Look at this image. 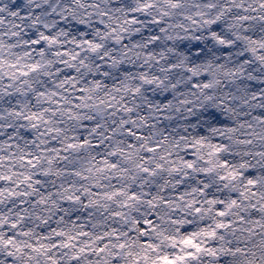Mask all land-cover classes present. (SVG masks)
Listing matches in <instances>:
<instances>
[{"label":"snow or ice","instance_id":"obj_1","mask_svg":"<svg viewBox=\"0 0 264 264\" xmlns=\"http://www.w3.org/2000/svg\"><path fill=\"white\" fill-rule=\"evenodd\" d=\"M165 3L134 0L107 9L101 5L110 0L0 4V264H220L222 257L247 256L228 237L239 244L237 233L264 228V175L248 176L246 164L222 158L228 147L215 138H231L236 129L210 126L209 136L170 139L161 123L172 118L166 115L172 101L153 103L144 94L178 92L183 82L191 95H205L222 83L223 65L174 59L176 49L162 43L173 40L169 28L184 27L169 24L174 13L167 10L183 8V0ZM189 7L207 9L184 16L192 24L224 22L226 35L213 30L208 39L238 48L241 57L223 71L235 90L205 100L215 99L212 107L224 113H234L233 105L264 109V87L245 83L264 84L257 75L264 73V35L250 31L256 17L248 15L256 9L244 0ZM69 12L91 31L70 37L60 27ZM53 16L59 19L49 22ZM141 16L156 26L133 45L146 50L133 56L143 55L140 66L148 70L125 75L96 102L105 85L85 79L99 66L91 58L123 65L127 45L116 58L105 43L122 44L133 25L141 31ZM189 180L195 183L184 188Z\"/></svg>","mask_w":264,"mask_h":264},{"label":"clouds","instance_id":"obj_2","mask_svg":"<svg viewBox=\"0 0 264 264\" xmlns=\"http://www.w3.org/2000/svg\"><path fill=\"white\" fill-rule=\"evenodd\" d=\"M53 4H60L62 7L68 3V0H50ZM88 2H93V0H88ZM99 2V0H96ZM134 0H110V4H102V8H115L117 6H132ZM162 8H167L165 0H158ZM207 0H183L184 7L180 9H170L167 10L173 12L174 15L168 19V23L172 25L183 24L184 27H172L168 29V35L173 37L171 41H162L166 47H172L176 49V55L174 59H181L187 57L188 63L201 64L207 61H212L213 64L223 65V71L229 70L236 63L241 60V57L237 56L236 53L239 51L238 48H223L222 46L215 43V41H209L208 36L211 31L215 30L218 33H224V22L217 24L214 28L210 25H205L202 22L199 24H192L189 20L184 19V16L192 15L194 16L197 11H207L204 8H194L189 7L192 3L204 4ZM240 0H237L239 3ZM9 0H0V4H8ZM264 3V0H244L245 6H250L256 11H250L248 15L256 17L251 22L250 31L254 30L260 35H264V9L260 8V4ZM41 9V11L46 10ZM59 10V9H58ZM91 11V9H89ZM69 16L67 21H63L60 24L61 28H64L71 36L78 35L79 31H91V28H82L81 25L75 23L71 19V13H64ZM115 15H120L119 13H114ZM83 15V12L77 9V16ZM215 15V11H212L208 17L211 18ZM143 22L139 25L141 31L136 32L137 25L129 27V31L124 34V39L122 44H114L111 39L105 43L104 51H110L115 48L116 51L112 55L119 58L120 54L125 51L123 45L126 44L129 50L128 58H126L123 65H117L114 67H109L112 63L111 60L99 61L94 57L91 58V63L94 65H99L92 69V74H86L85 79L89 81H100L104 88L94 94L96 102L99 99L104 98V93L111 89L113 86L119 87L120 81L124 80L125 75L138 76L142 71H147L148 68H141V63L143 62V55H141L139 60H135L133 54L137 52H142L141 48H134L133 45L142 44L145 38L151 34V32L156 31V26L151 25L147 22V19L143 16L139 17ZM54 19H59V17H50L49 22ZM93 19H99V17H94ZM167 26V25H166ZM95 27V25H93ZM188 29L185 31L184 29ZM226 35V34H225ZM179 37V38H177ZM71 47V46H69ZM156 49L159 45L155 46ZM99 55V53L97 54ZM218 58V59H217ZM132 60L133 62H129ZM154 71V69H153ZM223 71L217 76L218 79L222 81L220 85L210 90H205V95H201L199 91L195 95L190 94L189 87L186 83H181L178 88V92L169 90L168 92H162L161 90H156L153 93L151 90L146 91L144 94L148 96L149 100L153 103L159 101L161 103H167L172 101V109L166 113V115L171 116V119L164 120L161 123V130H166L171 139L172 136L187 135L189 138L192 136L205 135L209 136L208 131L210 126L213 127H232L236 129L235 132L231 134V138H215V142L225 144L228 147V151L222 153V158L228 159L230 163L238 166L240 163L247 165L245 172L248 176H261L264 175V124L259 123L260 120H264V109H252L250 105H233L234 113H224L217 111L212 107L216 100L206 101L205 96L216 94L219 96L222 92L234 91L236 85H229L228 78L223 76ZM107 72L108 75L105 76L103 73ZM261 79H264V73H257ZM207 79V77L205 78ZM127 83L133 84L135 86L139 81L127 80ZM249 85L252 90L256 88L264 87V84L257 83L256 81L245 82ZM243 87V85H241ZM179 93H183L180 95ZM119 97V93H113ZM190 101V103H180V101ZM91 103V101H90ZM255 103V102H253ZM176 109H179L177 111ZM144 111H147L146 109ZM245 113H250L245 115ZM242 125V126H241ZM237 141H241L238 143ZM247 141V143H245ZM207 151V150H205ZM208 157L205 156V159ZM215 162V161H213ZM205 180L211 181L212 177H202ZM194 180L186 181L184 188H188L189 185L194 184ZM211 191H214L212 189ZM258 218V217H257ZM244 227H254L253 225H245ZM186 231H190V228H186ZM239 237V244H237L236 239L229 236L228 239H232L233 247H240L244 249L247 256L237 255L236 257L227 256L222 257L220 264H264V228L255 227L254 231L250 234L248 232L237 233ZM204 264H207V260H204Z\"/></svg>","mask_w":264,"mask_h":264}]
</instances>
